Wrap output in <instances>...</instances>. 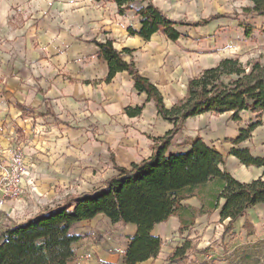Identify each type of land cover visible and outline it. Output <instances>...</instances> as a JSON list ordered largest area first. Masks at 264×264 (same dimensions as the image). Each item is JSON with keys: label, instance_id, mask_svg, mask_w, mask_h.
Listing matches in <instances>:
<instances>
[{"label": "crops", "instance_id": "crops-1", "mask_svg": "<svg viewBox=\"0 0 264 264\" xmlns=\"http://www.w3.org/2000/svg\"><path fill=\"white\" fill-rule=\"evenodd\" d=\"M219 1L152 0L167 17L175 20L183 14L193 19L204 17L219 7ZM29 7L33 11L31 20L27 19L19 29L5 32L2 36L9 42L0 44V151L11 148L18 135H23L26 143L34 138L35 147L28 146L33 154L30 159L36 164L37 174L50 176L48 181L54 180L56 175H83L87 180V163L79 166L81 158L78 155L81 154L79 148L83 147V159H87L90 138H95L105 152L110 150L118 166L129 168L132 163L149 158L152 139L162 137L172 128V124L157 115L146 95L135 91L126 72L117 73L110 83L103 81L108 74L107 64L98 58V47L92 41L110 40L117 51H131L124 59L133 61L139 73L156 86L166 108L184 96L189 77L220 61L218 55L204 50L205 47L214 50L213 34L211 39L194 43L184 37L189 34L198 38L194 29L189 28L191 32L186 34L188 30L181 26L176 27L181 34L176 42L160 33H154L149 40L129 35V27L140 30L139 18L134 9L119 15L113 0H35L25 5L26 12ZM210 29H213V22L208 24L206 31ZM13 49L15 56H12ZM137 106L143 107L139 116L125 114V108ZM245 115L252 117L247 123ZM230 116L231 113H224L216 118L205 113L187 119L171 140L168 154L186 153L191 140L198 137L222 155L224 164L220 168L236 181L248 184L259 178L264 180L263 167L245 166L230 155L233 148H245L253 157L264 158V112L243 111L239 124L231 121ZM254 123L259 126L251 132L250 138L233 145L240 130ZM26 160L28 162V158ZM115 173L110 166L109 176ZM54 182L57 183L58 178ZM182 204L201 208L195 197ZM223 204L221 199L210 216L197 217L194 225L181 236L177 217L155 225L153 236L163 241L173 239V242L167 243L169 247L165 245L156 259L141 264H166L167 257L185 240L208 237L215 223L223 228L229 222L227 219L220 223ZM92 220L80 224L88 225ZM245 223L251 226L250 234L244 229ZM136 232V225L126 224L123 243L117 238L110 240V248L98 254L99 261L120 264L125 238ZM232 233L245 234L247 239L263 237L264 203L247 209L233 223ZM119 241L122 246L114 250L112 245ZM80 243L81 240L74 244L75 258L68 264H79L77 257L82 258L83 254L82 249L78 250Z\"/></svg>", "mask_w": 264, "mask_h": 264}, {"label": "trees", "instance_id": "trees-1", "mask_svg": "<svg viewBox=\"0 0 264 264\" xmlns=\"http://www.w3.org/2000/svg\"><path fill=\"white\" fill-rule=\"evenodd\" d=\"M248 1L251 6L242 9L243 15L264 17V0ZM113 2L119 15L135 10L140 30L129 27L127 31L143 40L160 33L176 42L181 37L176 27L186 25L169 19L152 0ZM134 5L137 6L133 8ZM92 42L98 47V58L107 64L108 74L103 81L110 83L117 73L126 72L135 91L145 94L157 115L172 124V128L162 137L152 139L149 158L132 163L129 168L118 166L112 159V169L116 173L91 191L67 195L62 204L40 211L22 222L10 221L0 212L4 217L0 219V264H68L75 258L74 244L81 239L80 235L72 233L73 228L99 215L117 225L119 230L126 224L137 226L136 234L125 238L126 247L120 264H141L156 259L161 252L164 242L151 232L155 225L170 217L178 218V233L182 234L194 225L197 217L210 216L223 199L219 217L220 223L229 220L223 226V235H227L232 233L233 223L247 209L264 203V180L259 178L248 184L236 181L220 168L224 164L222 155L200 138L191 140L186 153L168 154L171 140L189 118L205 113L215 116L231 113L230 120L239 124V115L243 111L264 112V64L259 59L245 65L238 58L221 59L214 67L189 79L185 95L166 108L156 86L139 73L133 61L124 59L131 51H117L110 40ZM142 110L141 106L127 107L125 114L136 117ZM257 126L259 123L241 129L232 144L237 146L249 139ZM230 155L245 166L264 168V158L253 157L248 149L233 148ZM192 197L200 201V209L182 204ZM250 227L245 223L244 229L249 234ZM95 240L102 242L103 234H96ZM191 244L186 240L166 262L182 264L188 252L195 248Z\"/></svg>", "mask_w": 264, "mask_h": 264}, {"label": "rangeland", "instance_id": "rangeland-1", "mask_svg": "<svg viewBox=\"0 0 264 264\" xmlns=\"http://www.w3.org/2000/svg\"><path fill=\"white\" fill-rule=\"evenodd\" d=\"M34 1L0 0V44L9 42L3 37L5 32L19 29L27 22V19L28 21L31 20L33 11L29 7V12H26L25 5ZM217 4L219 7L214 12L205 14L204 17L198 15L196 17H199L198 19L190 18L186 14H183V17L179 16L176 20L168 18L186 24L181 26L185 28L183 30H188L186 34L191 32L189 28L194 29V34L200 38L198 39L194 35H185L184 37L188 38L190 42L211 39L213 34L214 43H216V46L213 47L214 50H211L212 47H205L204 50L215 53L220 57V60L238 58L245 65L248 61L259 59L264 64V17L243 15L242 9L251 6L248 0H220ZM210 22H213V29L207 32L206 28ZM195 23H199V25L194 26ZM198 27L203 29L200 30ZM10 42H13V39ZM15 55L13 49L12 56ZM191 78L193 77H189L188 80ZM249 118L252 117L245 115V123L250 120ZM32 139L34 140V138ZM32 139L26 143L24 136L18 135L11 146V148L16 147L23 150L25 159L28 158V162L26 160L28 173L22 184L21 196L18 199L6 197L0 199V212L5 213L6 219L10 221H25L40 211L62 204L67 195H78L82 192L91 191L111 177L109 170L110 166L112 167V159L115 162L113 155L110 154L111 151L105 152L104 147L95 138H90L87 142V159H83V154H85L83 147L79 148L81 154L78 155L81 158L78 161L79 166L82 163H87V180L83 175H56L54 180L48 181L47 178L50 176L37 174L36 164L30 159L33 154L29 151L28 146L35 147ZM100 146L102 151L99 149ZM57 178L58 182L55 183ZM47 185L48 189L46 188ZM43 188L46 189L43 190ZM6 206L9 207L8 211H5ZM3 218L0 215V219L3 220ZM124 226L119 230L117 225H112L103 216H97L88 225H76L72 233L81 236L78 250L82 249L83 253L82 258L77 257L79 264H99L98 254L110 248V240L117 238L123 243ZM96 234H103L102 242L95 240ZM197 239L190 240L191 245L195 248L188 252L186 260L182 264H264V236L247 239V236L241 233L223 235V228L215 223L214 231L208 237ZM172 240L162 241L164 246L168 245L169 247L167 243H171ZM120 241L116 245H112L114 250L122 246ZM166 264L168 263L166 262Z\"/></svg>", "mask_w": 264, "mask_h": 264}, {"label": "built area", "instance_id": "built-area-1", "mask_svg": "<svg viewBox=\"0 0 264 264\" xmlns=\"http://www.w3.org/2000/svg\"><path fill=\"white\" fill-rule=\"evenodd\" d=\"M28 166L21 148L0 151V199H18L22 184L28 173ZM1 205V203H0Z\"/></svg>", "mask_w": 264, "mask_h": 264}]
</instances>
